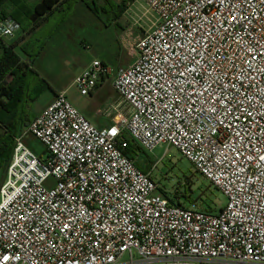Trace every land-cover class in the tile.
I'll return each instance as SVG.
<instances>
[{
  "label": "built area",
  "instance_id": "built-area-1",
  "mask_svg": "<svg viewBox=\"0 0 264 264\" xmlns=\"http://www.w3.org/2000/svg\"><path fill=\"white\" fill-rule=\"evenodd\" d=\"M145 1L155 20L131 63L114 72L93 59L75 77L84 95L110 80L119 101L101 113L112 123L61 91L15 136L0 264H264V0ZM18 29L0 13V39ZM128 139L176 147L226 204L172 200L153 177L158 160L142 170Z\"/></svg>",
  "mask_w": 264,
  "mask_h": 264
},
{
  "label": "rangeland",
  "instance_id": "rangeland-1",
  "mask_svg": "<svg viewBox=\"0 0 264 264\" xmlns=\"http://www.w3.org/2000/svg\"><path fill=\"white\" fill-rule=\"evenodd\" d=\"M92 1L93 0H84L90 8L92 7ZM94 2L97 7L95 11L96 14L85 6L84 3H80L75 7L73 16L75 18L82 16L81 21H83V26L77 30L76 34H89L91 31H98L99 28H94V25H98L102 31L106 32L108 37L116 35V33L121 31L122 26L125 25L123 20L120 19V21H118L119 24H117L115 19V12H119L117 6L122 3L127 4L126 8L123 9L126 25H131V23L139 21V24L149 28L152 21L155 20L153 14L147 12L146 9L148 6L145 0H94ZM6 5L12 11L18 6L15 0H7ZM70 15H72V13ZM139 17H141L142 20ZM93 21L96 24H92ZM73 26L71 22L63 23L62 29L72 34ZM22 35L26 36L28 34L21 29L17 32L14 40L9 38L0 39V47L3 46V44H12ZM24 43H29L27 46L28 54L24 55L20 48H18V50L22 55L23 61L30 64V66L35 69L34 72L30 74L31 78L33 80L35 79L38 84L47 86L46 90L43 91L35 101H29L28 106L24 109L27 119H34L40 113L42 107L52 100L53 88L58 89L63 87L70 101L79 107L87 117H91L90 112H95L98 108L104 111L111 106V104H116L119 101L120 96L114 90L110 82L104 84V86L96 92V95L82 94L75 84V77L80 73L81 69L79 66L75 65L73 59H71L70 63L63 60L65 56L62 55L64 54L60 55L58 51L55 54L59 56H53L51 48L57 47L58 45L52 43L39 45L38 34L32 36L31 39L28 38ZM66 47L71 48L72 46L71 44H67ZM129 52L128 48H124L122 51L125 59L131 61L133 57ZM69 53L74 56L80 54L83 62L85 61L87 64L91 58V53L86 50L72 49ZM33 60L37 61V65ZM59 61H61L63 65H59V67L51 66L52 63H58ZM111 62H113V66H116V63H118L116 59L113 61L111 60ZM26 129V125H23L21 128L22 131ZM24 142L34 152L38 154L44 152V145L31 133L24 136ZM147 153L153 155L156 161L158 160V164L153 171V177L159 183L161 190L172 198V200L178 201L187 207L209 209L214 212H218V210L226 204L225 194L214 187L209 180L204 178L196 170L192 161L185 157L176 147L168 144H161L153 151H147ZM5 174L6 170L0 168V186L4 182Z\"/></svg>",
  "mask_w": 264,
  "mask_h": 264
},
{
  "label": "crops",
  "instance_id": "crops-1",
  "mask_svg": "<svg viewBox=\"0 0 264 264\" xmlns=\"http://www.w3.org/2000/svg\"><path fill=\"white\" fill-rule=\"evenodd\" d=\"M7 0H1L0 1V13L6 17L12 18L10 15V12L12 11L8 6L6 5ZM41 0H27V2L33 6L37 2ZM80 3H84L85 6L87 4L84 2V0H63L61 2L62 7L65 8L63 11H54L52 12L46 19L41 21V23L36 24L32 19L27 20L23 24H20L18 21L13 19L18 25L19 29L16 31V34L18 31L21 29L24 32H27L28 35H22L20 38L16 39L12 44H16L15 49L18 50L20 48L21 50V45L28 39L32 38V36L38 34V42L39 45H46V44H54L58 45L57 47H53L52 49V54L53 56H56L58 54H55L57 51L60 55L65 56L63 60L68 61L69 63L71 62V59L74 60L75 65L79 66L81 71L93 60V59H100L110 65L113 69L114 72H116L118 69L127 66L128 64L131 63V61H128L129 59H125L122 51L125 49H129V53L132 55L133 51L135 50L136 43L140 37H142L145 32L148 30L144 25L139 24L138 22L136 23H131V25H126V19H125V14L124 13H118L117 11L115 12V19L116 23L119 24L118 21L123 20L125 23L124 26H122L121 31L116 33V35L111 37H108L106 32L102 31L98 25H94V28H99L98 31H91L89 34H76L77 30L82 27L83 21H81L82 16L79 17H74L73 12L75 11V7L79 5ZM88 7V6H87ZM92 7H96L94 0L92 1ZM91 11H93L90 7H88ZM95 13V11H93ZM72 13V15H70ZM96 14V13H95ZM98 17V16H96ZM141 20L142 18L139 17ZM72 23L73 30L72 34H69L66 32L64 29H62V24L63 23ZM96 24L94 21L92 24ZM16 34L14 37L9 38L14 40L16 37ZM30 43V42H29ZM28 43V44H29ZM25 44V43H24ZM67 44H71V48L66 47ZM10 45V44H8ZM127 47V48H126ZM1 48V53L3 51V46ZM72 49L74 50H86L91 53V58L89 60V63L83 62L82 57L79 55H72L69 53ZM66 51V52H65ZM19 52V50H18ZM0 53V54H1ZM24 55H27L24 53ZM122 55V56H121ZM59 56V55H58ZM68 57V58H67ZM22 59V55H21ZM117 60L118 63H116V66H113V62L111 60ZM23 61V59H22ZM64 61V62H65ZM128 61V62H127ZM25 62V61H23ZM34 63H36V60H33ZM26 63V62H25ZM28 64V63H27ZM37 65V63H36ZM59 65H63L61 61L54 62L52 63L51 66H56L59 67ZM30 64H28V67ZM30 68H32L30 66ZM35 70L34 68H32ZM59 69V68H58ZM80 71V72H81ZM110 80H105L103 81L98 88L91 94V95H96V92L104 86V84L109 83ZM112 85V83L110 82ZM113 87V86H112ZM53 94L51 99L53 100L55 96L61 92L64 91L66 92L63 87H60L58 89L53 88ZM68 97V96H67ZM69 98V97H68ZM50 99V100H51ZM51 100V101H52ZM70 100V99H69ZM50 101V102H51ZM49 102V101H48ZM49 102V103H50ZM46 103L40 112L49 104ZM76 106V105H75ZM79 108V107H78ZM80 109V108H79ZM81 110V109H80ZM86 115V114H85ZM91 117H88L93 123L100 127H105L108 126L112 123V116H108L104 113H101V108H98L95 112H90ZM137 165L144 171H149L155 164L156 160L154 159V156L151 154H148L147 152L139 149L137 152Z\"/></svg>",
  "mask_w": 264,
  "mask_h": 264
},
{
  "label": "trees",
  "instance_id": "trees-1",
  "mask_svg": "<svg viewBox=\"0 0 264 264\" xmlns=\"http://www.w3.org/2000/svg\"><path fill=\"white\" fill-rule=\"evenodd\" d=\"M62 1L41 0L31 6L27 0H15L18 6L10 12V15L20 24L29 19L39 24L52 12L65 10L62 7ZM126 6V3L118 5V13H123ZM91 8L96 11L97 7ZM16 44H3V51L0 54V168L4 170L12 156L15 136L21 131L23 125L28 126L33 120L25 117L27 115L24 109L29 101H35L47 87L31 78L30 74L34 70L22 61L20 52L15 49ZM28 45V43L21 45V50L25 54H28ZM138 150L139 147L128 139L126 155L129 158H135Z\"/></svg>",
  "mask_w": 264,
  "mask_h": 264
}]
</instances>
